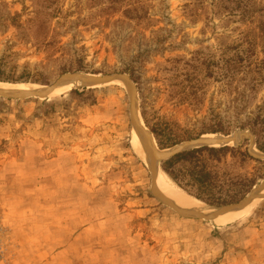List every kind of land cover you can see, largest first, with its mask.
Returning <instances> with one entry per match:
<instances>
[{"label": "rangeland", "instance_id": "1", "mask_svg": "<svg viewBox=\"0 0 264 264\" xmlns=\"http://www.w3.org/2000/svg\"><path fill=\"white\" fill-rule=\"evenodd\" d=\"M263 9L264 0H0L2 71L23 78L0 83L53 88L77 75L127 83L47 98L0 94V264H264V198L224 227L170 206L158 173L185 193L161 171L163 158L147 165L137 155L131 117L132 101L141 116L143 102L160 131L168 127L161 138L172 147L162 149L144 122L162 151L247 131L238 146L255 156L250 129L201 132L216 114L234 122L239 102L243 116H264V84L251 92L241 74L223 85L209 76L218 68L200 67L205 94L193 109L182 69L192 61L195 81L192 66L242 42L264 59Z\"/></svg>", "mask_w": 264, "mask_h": 264}, {"label": "trees", "instance_id": "2", "mask_svg": "<svg viewBox=\"0 0 264 264\" xmlns=\"http://www.w3.org/2000/svg\"><path fill=\"white\" fill-rule=\"evenodd\" d=\"M259 30L264 36V26L260 27ZM233 48L235 53H228L231 51L230 48L222 50L220 48L222 55L218 60L204 59L198 65L192 66L197 70L195 81L190 78L188 72L192 61L185 65L186 69H182L185 71L183 76L187 79L185 82L191 83L184 100H188L193 109L199 108L201 99L205 94L203 92L205 85L202 80H198L202 73L200 67H207L209 72L218 68L216 74L210 73L209 76L218 82H223V85L232 86L233 79L241 74L249 80L247 85H249L251 92L264 84V59H260L257 53L255 55L251 50L246 49L243 42ZM192 60L195 61V57ZM2 68L3 64L0 63V82H23V78L5 77ZM81 71L82 68L80 67L76 70V72ZM183 88V91L186 92L187 86L184 85ZM238 94L242 95L240 92ZM247 107L244 102H239L236 106L238 113L234 122H225L219 114H216L214 116V128L202 131L201 134H229L238 128L241 130L250 129L257 138L258 151L264 154V116L260 112L255 114L254 111L243 116ZM260 107L262 106L258 105L256 108L261 109ZM141 109L144 122L159 140L160 147L162 149L172 147V145H165L161 138L165 135L164 131L168 127L160 131L162 124L155 120L156 117L153 114L148 113L143 102H141ZM160 168L176 188L212 207L240 204L259 182L264 180V160L251 155L244 145L237 147L203 146L191 149L164 159Z\"/></svg>", "mask_w": 264, "mask_h": 264}, {"label": "bare ground", "instance_id": "3", "mask_svg": "<svg viewBox=\"0 0 264 264\" xmlns=\"http://www.w3.org/2000/svg\"><path fill=\"white\" fill-rule=\"evenodd\" d=\"M86 78L85 76L77 75L75 77H66L63 80H61L58 84L55 90L54 88L46 87V86H39V85H29V84H8V83H0V94L6 95V96H44V95H51V96H59L62 94H65L73 89L86 87V88H94L99 87L101 85V82L96 77L94 79L90 80H79V78ZM88 77V76H87ZM91 78V77H89ZM87 78V79H89ZM113 83L120 84L121 86H127V83L123 80L117 79ZM138 104V103H137ZM135 117H136V123L143 127L149 136L151 142L148 144L145 141V138L140 133L138 128H136L134 132V148L137 155L140 157V159L147 165H150L151 163L157 164L160 159L174 155L184 149H188L189 147H202V146H214V147H220L225 145H235L237 144L238 140H241L245 138L249 133L246 132H240L233 136L224 137V136H215V135H206L203 136L199 141H193L185 143L182 148L175 147L173 149H167V150H159L157 146H155L152 139L153 136L149 132V130L146 128L144 121L142 119L139 107H135ZM139 138V140H138ZM140 141V143H139ZM155 141V140H154ZM146 148L145 149L141 146ZM157 148V155L156 160L154 162V158L152 155V149ZM253 154L257 157L264 156L260 151H258L255 147H253ZM157 184L156 187L158 191L169 200L178 210H180L183 213L186 214H192L195 216H201L205 219L209 220L210 223H212L215 226L218 227H224L229 226L245 217L250 215L257 206L263 201L264 198V184L262 185V190L260 192L255 193L253 199L251 200L249 206H247L244 209H235V210H229L227 212L218 214L219 210L216 208H211L200 201L187 196L185 194H182L180 192H177L175 189H173L163 178V176L158 173L157 174Z\"/></svg>", "mask_w": 264, "mask_h": 264}, {"label": "water", "instance_id": "4", "mask_svg": "<svg viewBox=\"0 0 264 264\" xmlns=\"http://www.w3.org/2000/svg\"><path fill=\"white\" fill-rule=\"evenodd\" d=\"M71 77H75V76H71ZM87 78H89V77H86V78H82V77H80L79 78V80H90V79H94V77L93 78H89V79H87ZM99 79V81L101 82V85H105V84H108V83H111V82H113L114 80H117V79H120V77H115V78H107V79H101V78H98ZM57 87V85L55 86V87H53L54 89H53V91L55 90V88ZM2 95V94H1ZM6 96V95H5ZM49 96V94L46 96V95H44V96H40L41 98H47ZM134 99V96H132V100ZM131 117H132V119H133V121H134V123H135V125H136V127L138 128V130L140 131V133L145 137V140H146V142L148 143V144H150V138H149V136L147 135V133H146V131H145V129L143 128V127H141V126H139L137 123H136V117H135V106H134V103H133V101H132V109H131ZM241 131H239L238 133H240ZM193 142V141H192ZM240 144V140H238L237 141V146ZM225 146H229V145H225ZM203 147V146H202ZM222 147H224V146H222ZM195 148H199V147H194V148H188V149H184V150H182V151H180V152H178V153H181V152H184V151H188V150H191V149H195ZM178 153H176V154H178ZM152 155H153V158H154V162H155V160H156V155H157V148H153L152 149ZM175 155V154H174ZM173 156V155H172ZM169 157H171V156H168V157H164L162 160H164V159H166V158H169ZM152 171H153V175H154V184H155V178H156V167L154 166V168L152 169ZM262 185H258V186H256L255 188H254V190H253V192L251 193V195H249L243 202H241L240 204H238V205H235V206H233V207H229V208H225V209H218L219 210V212H218V214H221V213H224V212H227V211H229V210H235V209H244V208H246L247 206H249V204H250V202H251V200L253 199V197H254V195H255V193H257V192H260L261 190H262ZM159 195V194H158ZM160 196V195H159ZM161 197V196H160ZM168 204H170V206H172V207H175L171 202H169L168 201ZM203 219H205L204 217H202Z\"/></svg>", "mask_w": 264, "mask_h": 264}, {"label": "crops", "instance_id": "5", "mask_svg": "<svg viewBox=\"0 0 264 264\" xmlns=\"http://www.w3.org/2000/svg\"><path fill=\"white\" fill-rule=\"evenodd\" d=\"M214 147V146H213ZM220 147H222V146H220Z\"/></svg>", "mask_w": 264, "mask_h": 264}]
</instances>
